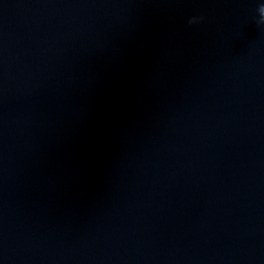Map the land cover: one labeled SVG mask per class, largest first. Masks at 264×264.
Listing matches in <instances>:
<instances>
[{"label":"water","instance_id":"95a60500","mask_svg":"<svg viewBox=\"0 0 264 264\" xmlns=\"http://www.w3.org/2000/svg\"><path fill=\"white\" fill-rule=\"evenodd\" d=\"M0 264H264V0H0Z\"/></svg>","mask_w":264,"mask_h":264},{"label":"clouds","instance_id":"9594fccd","mask_svg":"<svg viewBox=\"0 0 264 264\" xmlns=\"http://www.w3.org/2000/svg\"><path fill=\"white\" fill-rule=\"evenodd\" d=\"M195 19H197V18H195ZM202 19V18H201Z\"/></svg>","mask_w":264,"mask_h":264}]
</instances>
